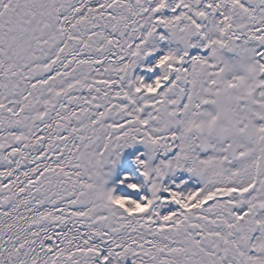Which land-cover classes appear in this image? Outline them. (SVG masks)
I'll list each match as a JSON object with an SVG mask.
<instances>
[{
    "label": "snow or ice",
    "instance_id": "snow-or-ice-1",
    "mask_svg": "<svg viewBox=\"0 0 264 264\" xmlns=\"http://www.w3.org/2000/svg\"><path fill=\"white\" fill-rule=\"evenodd\" d=\"M0 264H264V0H0Z\"/></svg>",
    "mask_w": 264,
    "mask_h": 264
}]
</instances>
